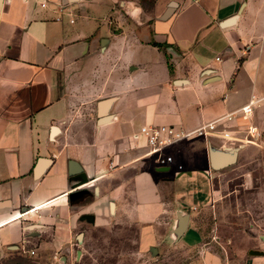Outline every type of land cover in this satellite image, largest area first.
Listing matches in <instances>:
<instances>
[{
  "label": "crops",
  "instance_id": "1",
  "mask_svg": "<svg viewBox=\"0 0 264 264\" xmlns=\"http://www.w3.org/2000/svg\"><path fill=\"white\" fill-rule=\"evenodd\" d=\"M252 97L228 139L146 156L141 127L193 130ZM251 163L264 179V0H0V259L81 258L94 230H133L130 257L196 245L216 176Z\"/></svg>",
  "mask_w": 264,
  "mask_h": 264
},
{
  "label": "rangeland",
  "instance_id": "2",
  "mask_svg": "<svg viewBox=\"0 0 264 264\" xmlns=\"http://www.w3.org/2000/svg\"><path fill=\"white\" fill-rule=\"evenodd\" d=\"M143 4L148 6L147 1ZM214 182L211 205L198 211L194 226L201 234L196 245L169 240L140 256L131 229L87 233V253L59 259L29 255L2 258L0 264H264V179L258 163L232 164ZM19 262L17 263L16 261Z\"/></svg>",
  "mask_w": 264,
  "mask_h": 264
},
{
  "label": "built area",
  "instance_id": "3",
  "mask_svg": "<svg viewBox=\"0 0 264 264\" xmlns=\"http://www.w3.org/2000/svg\"><path fill=\"white\" fill-rule=\"evenodd\" d=\"M40 5L41 7H45V3H41ZM72 22L73 20H70V23ZM259 101V99L252 97L246 105L238 110L204 123L193 130L177 129L173 126L165 125L143 126L140 128L138 136L143 137L146 141V156L153 157L155 163L160 167L170 165L173 163V158L167 154L169 148L184 140L193 138L216 136L221 140L228 139V125L237 117H249ZM249 131L251 132L252 129ZM180 168L181 167H178V169ZM30 254L33 255V251H31Z\"/></svg>",
  "mask_w": 264,
  "mask_h": 264
},
{
  "label": "water",
  "instance_id": "4",
  "mask_svg": "<svg viewBox=\"0 0 264 264\" xmlns=\"http://www.w3.org/2000/svg\"><path fill=\"white\" fill-rule=\"evenodd\" d=\"M233 162H234V158L233 157H231V158H222L221 156H218V157H213L211 159V165H212L213 169H216V170H219V169H221L223 167H226V166L230 165ZM80 194L81 193L78 192V193L72 194L71 196L77 197V196H80ZM187 219H188V215L179 216L178 225H177V227L174 230V238L178 239L183 234V232L186 230ZM152 252L156 253V250L152 249Z\"/></svg>",
  "mask_w": 264,
  "mask_h": 264
},
{
  "label": "trees",
  "instance_id": "5",
  "mask_svg": "<svg viewBox=\"0 0 264 264\" xmlns=\"http://www.w3.org/2000/svg\"><path fill=\"white\" fill-rule=\"evenodd\" d=\"M154 45H155V43H154ZM156 46L161 47V45H156Z\"/></svg>",
  "mask_w": 264,
  "mask_h": 264
}]
</instances>
